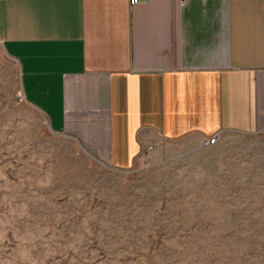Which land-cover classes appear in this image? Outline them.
<instances>
[{
	"label": "rangeland",
	"instance_id": "1",
	"mask_svg": "<svg viewBox=\"0 0 264 264\" xmlns=\"http://www.w3.org/2000/svg\"><path fill=\"white\" fill-rule=\"evenodd\" d=\"M216 133L102 162L27 100L0 39V264H264V130Z\"/></svg>",
	"mask_w": 264,
	"mask_h": 264
},
{
	"label": "crops",
	"instance_id": "2",
	"mask_svg": "<svg viewBox=\"0 0 264 264\" xmlns=\"http://www.w3.org/2000/svg\"><path fill=\"white\" fill-rule=\"evenodd\" d=\"M0 39L27 100L110 165L264 130V0H0Z\"/></svg>",
	"mask_w": 264,
	"mask_h": 264
},
{
	"label": "built area",
	"instance_id": "3",
	"mask_svg": "<svg viewBox=\"0 0 264 264\" xmlns=\"http://www.w3.org/2000/svg\"><path fill=\"white\" fill-rule=\"evenodd\" d=\"M135 2H137V0H130V3H135ZM217 138H218V134L217 133L209 135V136L206 137L205 143H207V144L214 143Z\"/></svg>",
	"mask_w": 264,
	"mask_h": 264
}]
</instances>
